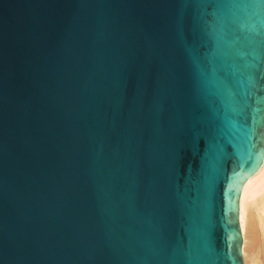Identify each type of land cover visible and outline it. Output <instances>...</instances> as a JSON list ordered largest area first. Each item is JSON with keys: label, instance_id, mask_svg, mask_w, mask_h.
I'll use <instances>...</instances> for the list:
<instances>
[{"label": "water", "instance_id": "obj_1", "mask_svg": "<svg viewBox=\"0 0 264 264\" xmlns=\"http://www.w3.org/2000/svg\"><path fill=\"white\" fill-rule=\"evenodd\" d=\"M264 162V0H0V264H245Z\"/></svg>", "mask_w": 264, "mask_h": 264}, {"label": "bare ground", "instance_id": "obj_2", "mask_svg": "<svg viewBox=\"0 0 264 264\" xmlns=\"http://www.w3.org/2000/svg\"><path fill=\"white\" fill-rule=\"evenodd\" d=\"M240 224L245 264H264V162L242 189Z\"/></svg>", "mask_w": 264, "mask_h": 264}]
</instances>
